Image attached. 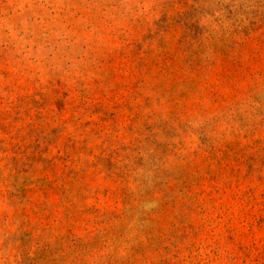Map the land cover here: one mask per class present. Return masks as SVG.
<instances>
[{
  "label": "rangeland",
  "instance_id": "rangeland-1",
  "mask_svg": "<svg viewBox=\"0 0 264 264\" xmlns=\"http://www.w3.org/2000/svg\"><path fill=\"white\" fill-rule=\"evenodd\" d=\"M0 264H264V0H0Z\"/></svg>",
  "mask_w": 264,
  "mask_h": 264
}]
</instances>
